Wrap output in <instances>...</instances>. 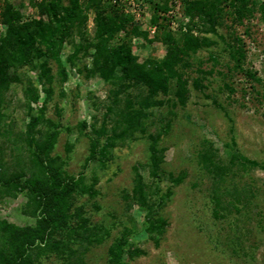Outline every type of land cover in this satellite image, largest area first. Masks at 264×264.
Instances as JSON below:
<instances>
[{"label":"rangeland","instance_id":"374dc122","mask_svg":"<svg viewBox=\"0 0 264 264\" xmlns=\"http://www.w3.org/2000/svg\"><path fill=\"white\" fill-rule=\"evenodd\" d=\"M39 1L0 0V12L10 3L22 22H41L30 28L36 39L27 61L14 52L9 76L15 80L0 95V149L9 170L37 173L34 187L46 196L35 212L22 182L18 191L0 192V253L13 249L8 241L16 234L26 247L33 242L25 264H115L116 258L117 264H264L260 12L238 23L226 7L215 35L197 18L191 23L181 0H103L146 34L115 30L108 40L129 48L137 63L165 57L160 38L166 30L210 41L184 60L191 78L185 104L172 94L154 95L153 105L136 114L147 104V88L121 78V67L107 81L93 65L95 46L110 36L100 27L110 25V12L99 15L91 7L64 22L69 0L56 5V17ZM6 30L0 23V40ZM226 44L240 48L243 68L254 78L235 69ZM199 77L202 86L195 89ZM29 85L35 102L25 96ZM53 133V145L44 144ZM96 133L101 144L95 143L92 159ZM152 145L161 151L157 170ZM135 169L145 184L146 207L125 198L133 194ZM160 223L161 231L155 227Z\"/></svg>","mask_w":264,"mask_h":264},{"label":"trees","instance_id":"16d2710c","mask_svg":"<svg viewBox=\"0 0 264 264\" xmlns=\"http://www.w3.org/2000/svg\"><path fill=\"white\" fill-rule=\"evenodd\" d=\"M69 2L70 13H65L67 16L62 19L64 22H68L74 18L77 19L82 10H86L91 7H94L97 11H99V15L104 11L110 12V25H100L103 30L106 28L104 31L110 33V36L107 40L101 39V42L95 46L93 65L97 66V68L100 67L102 76L107 81H109L110 78H116V76H114L115 69L116 67H121V78L140 83L147 88L148 95L144 99L147 104H142L136 114L144 113L145 109H148L153 105L151 99L154 95L162 94L163 96H167L172 94L177 103L185 104L189 97V79L191 78H189L186 73L188 66L184 64V60H187L190 54H194L199 48L203 47L204 44L210 43L207 38L194 36L190 32H183L178 36V34L175 35L170 30H166L163 32L162 38H160L167 46V53L165 57L162 60H147L140 64L136 62V58L132 56L129 48H115L114 46L109 45L108 42L115 30H126L128 31L127 34L129 33L135 36L142 35L146 37L145 33L138 31V29L134 27H130L129 23L132 22L131 17L123 15V13L117 10L114 5L109 3L104 5L103 0H69ZM181 2L184 6L185 14L190 18L191 23L197 18L201 24L208 26L205 30L206 33L210 32L216 35V27L221 25L226 7L229 8V14L234 22L241 23L242 19L249 18L255 11L260 12L261 19L264 21V5H257L256 0H181ZM59 3L60 0H41L36 3V5H38L41 10L46 9L49 13L54 12L53 16L56 17L58 11H55V7ZM161 11L166 12L167 10L165 8H161ZM0 23L7 27L4 37L0 40L1 95V93L6 91L9 85L15 80L14 77L9 76V69L16 63L14 52L16 51L21 53L20 57L22 58V61H27L26 59H28V53L30 49H32L34 43L33 41L36 39V36L30 32V28L34 23L40 26L41 22H22L20 13L12 8L10 3H7L0 12ZM55 29L60 32L62 30V26H57ZM39 35L40 34H38V36ZM101 35H97V39H99ZM235 39L236 41H240L237 38ZM52 45L53 44L51 42L48 43V47L50 49L53 47ZM226 45L227 48L230 49L229 53L232 61L234 62L235 69H237V71H242L243 75L249 78H254L249 71L246 72L243 68L245 56L244 53L241 52L240 48L238 47L236 50H232L234 48L233 45ZM198 71L202 73L203 76H205V74L208 75L207 72L204 73L201 70ZM45 77L48 78V76ZM202 79V77L195 80L192 79V86L195 89L200 88L202 86ZM46 81L50 82V80L47 79L45 82ZM35 92L36 89L29 85L25 90V96L35 102L37 101V95ZM102 132H104V130ZM56 134L57 133H53L52 135L46 137L44 144L49 142V146L53 145L56 140ZM96 138L97 140L95 141L91 139L90 157L92 159L96 156V146L101 144L98 141L100 138L98 134L96 135ZM107 141H109V139H107ZM151 151V165L153 170H157L159 164L162 162V156L160 155L161 151L155 149L154 145H152ZM2 154L3 153L0 149V192L10 194L12 191H18L20 189L19 182H22L29 188L31 195L33 196L32 203L36 212L40 207H42L41 204L43 203V198L45 196L43 191L41 192L40 190H36L34 187L38 180L35 179L37 173H33L29 177H26L25 173L18 172L17 170H9L5 165ZM133 183V194L131 196L126 195L125 198H127L128 201H137L140 205L146 207L145 184L142 180V176L136 169ZM54 191L57 192L58 187H55ZM60 205L63 206L62 203H60ZM162 226L163 224L160 223L155 227H157V230L161 231ZM6 233L7 235L9 233H12L13 235L14 231L7 229L5 230V234ZM1 234L3 236L4 233H0V237L2 238ZM15 235L16 234H14L15 238L12 236V238L8 241L10 247L12 245L14 246L13 249H7L5 252L0 253L1 258L3 259L0 264H25L26 259L29 258L28 248L29 245L33 244V242H29L27 244V248L24 244L25 241L23 237ZM113 263L117 264L118 259L116 258Z\"/></svg>","mask_w":264,"mask_h":264}]
</instances>
